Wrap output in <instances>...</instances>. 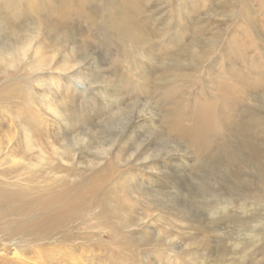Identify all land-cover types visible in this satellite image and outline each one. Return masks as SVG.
Here are the masks:
<instances>
[{
  "label": "rangeland",
  "instance_id": "rangeland-1",
  "mask_svg": "<svg viewBox=\"0 0 264 264\" xmlns=\"http://www.w3.org/2000/svg\"><path fill=\"white\" fill-rule=\"evenodd\" d=\"M12 1L0 0V31L4 27L36 30L32 33L38 42L56 45L59 49L60 56L51 58L52 64L64 60L72 72L94 76L99 82L103 76H112L120 87L127 82L137 90L143 82L136 79L137 86H134L132 78L137 77L132 73L144 75L143 69L148 71L154 67L153 62L148 63L137 55L143 51L133 45V34L114 28L126 21L115 0H71L67 8L69 18L77 21L65 29L66 42L63 39L57 44V35L51 36L49 28L35 23L36 16L26 9L25 0ZM156 6L158 10L151 16L158 15L164 36L156 29L153 32L165 37L162 19L171 11L170 30L175 37L172 58L167 61L168 71L160 64L161 60L155 68L158 83L163 84L165 79V85L172 86L175 94L174 150L167 159L161 150L158 158H150L152 163L145 162L148 146L143 144L134 149L135 132L126 128L128 123L113 124L114 120L108 118L111 103L94 89L83 96L73 95L63 78L71 80L78 91L85 90L87 83L67 73L52 71L46 73L42 89L46 94H64V100L70 103V108L63 112L69 118L60 122L63 133L77 137L94 135L92 144L99 142L106 149L99 151L100 154L120 159L119 164L129 161L125 168L130 166V173L116 171L119 178L113 179L112 188L121 190L127 201L132 203V199H138L136 202L141 203L136 207L132 229L148 224L151 232L162 234L157 245L167 244L170 252L163 253L157 247L151 250L153 247L147 245L148 241L145 247L140 243V247L135 245L122 251L118 244L122 239L115 230L105 231L103 238L98 234L105 247H91L90 236L97 234L92 227L97 223L91 214L85 213L73 221V226H68L71 233L75 232L74 239L76 236L81 239L75 241V249L67 244V251L73 249V260L71 251L64 254L59 248L61 244L54 241L62 234L54 238L49 234L50 240L47 235L10 238L1 233L0 264H112L108 256L115 264H133L132 260L140 264H264V0H157ZM152 8L155 9V3ZM45 17H53V12ZM143 18L148 23L145 27L149 26L152 20L148 15ZM251 18L256 20L254 25L248 22ZM81 33L88 35L85 42L80 41ZM176 40L182 44H176ZM229 72L234 74L228 75ZM104 81L99 87L109 89L108 82ZM150 99L141 92L140 112L153 100L157 101ZM154 107L157 109L158 105ZM156 118L160 120L159 116ZM132 149L134 153L130 157ZM70 151L89 162L96 157L89 152L93 150L80 146ZM155 164H159L157 170L152 171ZM119 166L122 170V165ZM12 175L0 180L8 178L11 184L22 183L17 174ZM11 177L14 179L9 180ZM131 233L133 238L142 237L138 232ZM97 251L100 258H93L94 262L90 259L98 255Z\"/></svg>",
  "mask_w": 264,
  "mask_h": 264
},
{
  "label": "bare ground",
  "instance_id": "bare-ground-1",
  "mask_svg": "<svg viewBox=\"0 0 264 264\" xmlns=\"http://www.w3.org/2000/svg\"><path fill=\"white\" fill-rule=\"evenodd\" d=\"M25 1L26 9L33 12L36 16V20L34 19L36 21L35 23L39 25L43 24L46 28H49V34L51 36L57 35L56 44L67 36L65 29L69 28L77 21V19L71 20L69 18L70 11L67 10V8L71 0ZM115 1L117 2L116 4L120 5L119 12L126 17V21L118 23L114 28L119 32L122 30L129 35L133 34V45H135L136 48L139 47L143 51L142 54L138 52L139 54L137 55L148 60V63H154V67H151L148 71H144L143 69L142 73L144 75L132 73L137 77L132 78L134 86H137L136 79H141L143 82L141 89L139 88L138 90L136 89L137 87L133 88L132 84H128L127 82H124V85L120 87L118 85L119 83H114L116 81L112 76H105L106 78L103 76L99 82L94 76L72 72L71 68L68 66V62L64 60H59L56 64H52L51 58L57 56V54L59 55V49H57L56 45H46L38 42V37L32 33L36 31L34 29V31H31V29L18 30L16 28H12L11 30L4 27L5 29L0 31V177H10L13 176L12 174H17L18 178L20 177L22 180V183L12 184L10 181H7L8 178L7 180H0V234L4 233L10 238L16 236H29L31 238V236L40 237L42 235H47L50 240V237L53 236L54 238V235L62 234L54 241L61 244L59 248L62 249L64 254L71 251V259L73 249L67 251V244H71L75 249V241L80 242L81 239H76L78 238L77 236L74 239L75 232L71 233L69 231L71 229H69L68 226L70 224L73 226V221L85 216V213L91 214L90 216L94 219L93 222L97 223L95 227H92L93 231L97 234H92L90 236L93 239H91V247L95 246L97 249L102 248L104 246L102 244L104 241H102L98 234H102L103 238L105 231L115 230L118 232L116 235L122 239L119 240L120 242L118 243L122 251L130 247L132 248L135 245L140 247V245L144 244L145 247L146 241H148L147 245L153 247L151 250L157 247L162 250L163 253L170 252V248L167 244L157 245V243L160 242L159 238L162 237L160 236L162 234H160V232H151L148 224L137 225L136 231L132 229L131 226L134 225L133 216L136 207L141 203L136 202L138 199H132V203L131 201H127L128 198L122 195L123 192H121V190L119 191L118 188H112L115 182L113 179L118 177L116 176L117 173L119 174L125 170L129 171L130 166L128 169L125 168L128 166L129 161L119 164V161H121L120 159L114 160L111 157L109 158L100 154L99 151H106V149L100 145L99 142L92 144V142H95L93 139L96 138L94 135L87 137L88 134H86L85 136L77 137L63 133L60 122L61 119L68 117V115L63 112L70 108V103L67 99L66 101L64 100V94L52 92L46 94L45 89H42L46 73L52 71L67 73L69 77L77 78V80L87 83L85 90L78 91L76 90L77 87L71 84L72 82L70 83L71 80L63 78L66 81V88H68L73 95L83 96L84 94H89L94 89L95 92L99 93L102 99L111 103V106H109L111 110L108 113V118L114 120L112 122L113 124L128 123L126 128L129 127V129L135 132L136 144L134 149L140 148L143 144L148 146L149 150L143 158L145 162L150 160V158H158V154L161 150L165 153L163 158L167 159L171 156L174 150L172 134L174 131L173 113L175 107L173 103L175 94L172 86L169 84L165 85V79L162 80L163 84H160L158 83L160 82L159 77L157 78L155 76V68L159 65L158 60H161L160 64L162 67L165 66L168 71L167 61L172 58L173 54L175 37L172 30H170L169 20L171 11L166 12L167 16L162 19L165 21V37H163L162 22L158 18V15H155L154 18L151 16L156 9L158 10L156 6L157 0H133V3H129L132 0ZM154 3L155 9L152 8ZM166 6L167 8L171 7L169 3H167ZM50 11L53 12V17H45ZM147 15L150 21H152L149 26L145 27L148 23H144L143 16ZM159 22H161V27H159ZM248 22L254 25L256 20L251 18ZM0 27H2L1 22ZM154 29H156L157 32L159 31L158 33L163 36L154 33L156 32ZM76 30L78 31V29ZM41 31L42 30H40V32ZM87 38L88 35L86 36L81 33V42H85ZM55 39L53 40L54 42ZM64 40L66 42V39ZM176 41V44H182L180 41ZM167 50H169V52ZM235 70H233V72ZM149 71L150 73H148ZM230 73L231 72H229L228 75H230ZM237 74L238 72L235 75L237 76ZM104 78L109 84V89L108 87L102 89V87L98 85L99 83H103ZM236 81L238 80L236 79L235 82ZM141 92H143L145 96L152 98L150 99L151 101L155 99L158 103L157 101L155 103L154 100L152 102L150 101L151 104L147 105L145 110L140 112L139 109L141 108L139 107L140 104H138V100L141 99ZM154 105H158V108L155 109ZM211 105L214 107L213 105H215V103L212 102ZM154 110L160 111V115L154 112ZM158 116L160 119L159 121L156 118ZM178 118H180V116ZM137 119L140 120L137 121ZM158 124L160 125L158 126ZM76 129L79 130L78 127ZM141 130H144L143 132L147 136H144L143 133L141 134ZM69 131H71V127H69ZM69 134L73 133L71 132ZM123 137L125 138V136H122V138ZM78 146L93 150L89 151L92 155L96 156L93 158V161L92 159L91 162L86 159L85 161L79 157L77 153L74 154L70 151ZM134 149L130 151V157L133 155ZM79 154L82 153L79 152ZM150 161L151 163L153 162L152 160ZM118 164L122 165V170ZM158 165L159 164H155L151 170L156 171ZM15 178L17 179V177ZM20 178L18 180H20ZM10 179L13 180L14 177L9 178V180ZM166 179L171 181L169 177ZM116 184H118V180ZM142 206L144 208H149L146 205ZM126 229H131V232H138L142 237L140 239L133 238L132 233L127 232ZM49 234L52 236H48ZM156 234H158V236H155ZM97 254L98 255L94 257L92 256L90 260H93V258H100L99 252ZM125 254L128 255L127 253ZM100 255H102V253H100ZM108 258L112 259V264H115L112 257L108 256ZM132 258L130 257V260H132ZM125 263L130 264V262ZM132 263L140 264L136 260H132Z\"/></svg>",
  "mask_w": 264,
  "mask_h": 264
}]
</instances>
